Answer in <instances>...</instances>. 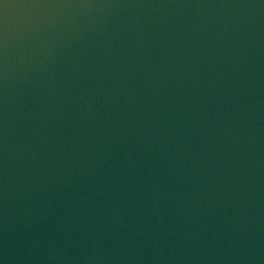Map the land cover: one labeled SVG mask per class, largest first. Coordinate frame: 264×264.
Returning <instances> with one entry per match:
<instances>
[{
  "label": "water",
  "instance_id": "95a60500",
  "mask_svg": "<svg viewBox=\"0 0 264 264\" xmlns=\"http://www.w3.org/2000/svg\"><path fill=\"white\" fill-rule=\"evenodd\" d=\"M0 264H264V0H4Z\"/></svg>",
  "mask_w": 264,
  "mask_h": 264
},
{
  "label": "snow or ice",
  "instance_id": "6c2138e0",
  "mask_svg": "<svg viewBox=\"0 0 264 264\" xmlns=\"http://www.w3.org/2000/svg\"><path fill=\"white\" fill-rule=\"evenodd\" d=\"M0 5H2L3 7H7L8 5L4 3V0H0Z\"/></svg>",
  "mask_w": 264,
  "mask_h": 264
}]
</instances>
